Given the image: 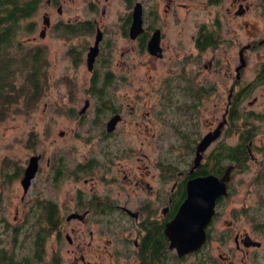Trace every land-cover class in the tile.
Returning a JSON list of instances; mask_svg holds the SVG:
<instances>
[{"label":"flooded vegetation","instance_id":"1","mask_svg":"<svg viewBox=\"0 0 264 264\" xmlns=\"http://www.w3.org/2000/svg\"><path fill=\"white\" fill-rule=\"evenodd\" d=\"M6 1L7 9L17 10V13H20L17 19V31L10 34L7 29L4 33L11 36L10 40L4 43L10 45L14 41L15 47L14 49L12 47L10 55L0 56V62L6 63L4 71L0 69V93L4 94L0 97V118L4 115L2 109L11 104L12 93L17 91L19 85L21 87L24 85L23 76L24 78L27 76V64H24L23 69L18 65V61L25 63L28 61L23 53L30 55L34 62L33 66L35 64L38 67L37 71L40 72L42 68V76L46 74L43 67L45 47L42 43L31 44L30 41L34 42L39 38L43 42L50 34L84 39L82 48H77L73 44L69 53L75 60L84 59L86 70L90 74L89 86L92 87L90 92L96 91L95 94L98 95V102L93 108L95 111L87 123H89V131H93L94 128L99 129L96 134H90L87 138L96 137L95 140L100 141L101 150L94 151L87 159L73 166L67 165L63 155H55L52 171L47 177L51 186L58 189L65 186L66 181L82 180L87 185L86 190L76 188L75 207L70 211H63L58 202L49 197L37 201L35 207L32 204L33 209L29 210V218L32 222L28 231L44 235V237L40 236L42 245L38 249V261L44 250L48 235L46 233H51L53 230L55 233H65L63 238L69 243L75 242L69 232H63V223L77 219L87 223L85 234L88 233V236L85 235L84 245L82 241H76L80 258L85 264H91V261L84 258L81 250L84 248L96 252L99 246L97 240L96 243L92 240L93 233H102V235L107 233L112 236V238L105 237V240L107 244L113 245L112 250L109 251L111 255L108 257L114 264H264V219L251 218V209L245 206L248 204L245 199L239 209L234 202L230 204V195L234 193L231 188L235 173L251 170L254 162L257 166L255 167L257 179H261L264 183V143L256 142L259 128L252 118L264 116V106L258 113L253 111V106L261 100L264 102V97L261 98V95L253 92L255 84L264 83V61L255 64V68H252L251 63L253 50L264 45V31L257 28L256 19L252 17L253 2L230 0L227 5H219L215 9L214 18L199 22L182 41L181 48L179 50L177 47L174 48L176 53L169 59L173 60L170 62L177 63L172 78L165 77V80L159 81L156 74V81H159L161 86L155 85L153 81L156 70L152 63L169 57L167 53L171 45L164 42L165 32L161 25L147 22V15L153 14L151 18H154L155 12L146 9L143 0H130L126 6L125 16L117 28L120 29L121 26L123 30L121 34L129 44L120 51V55L124 57L130 51L135 53L138 59L133 62L151 71L147 76L142 77L139 73L133 76L136 77V89L145 90V93L156 91L158 97L160 93L164 99H161L159 105L161 107L166 105L171 113L175 107V102L170 103L173 101L171 95L176 91L183 93L179 121L170 123L169 118L163 114L166 110L162 112L161 108L158 111L159 116L167 118L160 137L167 134L168 127L169 137L179 136L184 139L179 146L185 150L181 152L183 155L178 160L177 156L162 152L151 156L141 149L124 154L115 142L116 132L121 130L120 122L131 123L135 117L133 121H136L138 126H141L144 119L147 120L146 123H152V120L158 116V108L156 111L152 109L155 105L158 106L160 98L154 97L156 103L152 107L148 106L147 110L144 109L143 104H138L137 110L143 108V112L137 114L134 100L130 102L120 100L118 104L104 97L105 91L108 90L104 88L111 84L115 74L111 65H108V60H106V68L101 70L95 69V63L102 56L105 34L108 30L111 31V26L107 22L105 24L104 17L107 15L109 3L114 0H80L83 3L80 7L82 14L81 11L77 14L75 12L77 8H74L75 13H71L65 19L62 18L65 12L64 2L75 3L79 0H20L17 5H14L15 0ZM120 1L122 0H118ZM170 1L168 0L164 8L165 12L170 9ZM221 1L208 0L210 4H219ZM137 3L140 4V14L135 18L133 12ZM259 3L260 12L264 14V0H259ZM36 13L41 15L40 24L36 19H31ZM134 18L140 24L137 32L132 35L130 29ZM6 25L7 23L3 26ZM37 28L38 34H33ZM21 33L27 35L25 42L19 37ZM98 34L100 38L97 42V53L89 68L88 51L94 46ZM1 39L0 46L3 43ZM142 55L145 59L140 58ZM123 61L121 65L123 68L119 70L121 77L118 78L122 84H126L127 78L134 74L131 69L133 65L129 63V59L125 58ZM98 80L103 84L96 87ZM120 88L122 87L118 86L116 89ZM137 97L138 100L143 98L141 94ZM210 98L212 114L205 119L207 107L205 103ZM90 109L91 101L86 97L80 108L71 111L78 120H82ZM114 116H117V119L110 126L109 121ZM144 126L146 128L145 124ZM218 126V134L198 151L197 158L198 144ZM226 130L233 136L228 144L220 140ZM63 133L62 129L58 131V135ZM156 133V129L153 131L151 128L150 138L155 140ZM31 156L37 157V168L24 190L22 178ZM131 156L135 157L133 163L129 159ZM172 158H176V163H173ZM42 159L40 153H32L22 169L16 166L15 172H10L16 177L19 174L18 170L19 172L22 170L19 179L22 187L21 198L31 185ZM102 163L104 167L97 170L96 165ZM179 163H182V166ZM226 172H228V179L225 181L226 190L215 195L210 219L204 226L203 239L198 246L179 254L177 249L171 246L167 225L188 195V180L208 174L221 178ZM10 173L5 174L6 182L12 181L13 177ZM64 179L69 180L64 182ZM200 184L205 187L204 182ZM200 194L204 195L205 192L201 191ZM5 224L8 225V222L5 221ZM34 228L37 231H34ZM71 229L78 231L74 227ZM10 232L12 233V230ZM0 246L5 252L4 261H7L12 254L8 253L5 244L0 243ZM103 247L106 245L103 244ZM102 251L104 253L103 249ZM102 255L100 254L99 257Z\"/></svg>","mask_w":264,"mask_h":264},{"label":"rangeland","instance_id":"2","mask_svg":"<svg viewBox=\"0 0 264 264\" xmlns=\"http://www.w3.org/2000/svg\"><path fill=\"white\" fill-rule=\"evenodd\" d=\"M129 1L130 0H122L118 2V0H114L109 3L104 22L105 24L107 22V24L111 26V31L108 30L105 34L106 40L104 41L102 56L100 59H97L99 61L95 63V69L101 70L102 68H106V60H108V65H111L115 77L111 84L106 85L104 88L108 89L105 91L104 97L117 103L120 100L126 102L134 100L135 112L140 114L143 112V108L137 110L138 104H143L144 109L147 110L156 103L154 97H158V93L156 91L154 93H145V90H137L136 77L133 76H136L138 73L142 77L147 76L151 71L146 70L147 67H143V65L137 66L133 62L138 59L135 53L130 51L131 53H126L124 57L120 55V51L126 48L129 43L121 34L123 31L121 26L120 29L117 27L121 25V20L125 16L126 6H128ZM143 1L146 9L155 12L154 18H151L153 14L147 15V22L161 25L165 32L164 42L171 45V49L167 53L169 57L152 63L156 70L153 81L155 85L161 86V84L158 83L160 80H165V77L171 79L173 74H175L173 70L176 69L177 63L175 61L170 62L173 60H169L176 53L174 48L177 47L179 50L182 41L187 37V34L194 30L199 22L214 18L216 15L215 9H217L219 5H227L230 0H222L219 4H210L208 0H171L168 12L164 11L168 0ZM251 1L253 2L251 8L252 17L256 19L255 23L257 28L264 31V14L260 12L259 0ZM64 6L65 12L62 18L65 19L68 18L71 13L77 12L78 14L81 11L80 7L83 6V3L80 0L75 1V3L65 1ZM74 8H77L75 12H73ZM82 12L83 11H81V14ZM54 17L56 18V16ZM31 19H36L40 24V13L34 14ZM37 30L38 28L33 34H38ZM19 37L23 39L24 42L27 40V35L25 33H21ZM71 38L63 34L61 36L58 34L57 36H52L50 34L43 42L39 40V38L34 42L29 40L31 44L42 43L45 47V61L43 67L46 74L42 76V68H40V92L32 98L31 102H28L26 100V94H28L26 92L27 86H25V84L23 87L19 85L18 89L17 87L15 88L17 89L15 92V99L11 101V104H8L2 109L4 115L0 118V241H2L0 243L1 245H6L9 254L10 252L12 254L14 248L19 250L15 255V261L21 257V254L33 252V248H31L29 244L32 233L28 231L32 222L31 218H29V210L33 209L31 205L34 204L35 207L37 201H42V199L49 197L55 199L63 211H70L75 207L74 200L76 188L79 187L84 190L87 188V185L82 180L75 182L73 179H64V182L66 180L69 181H66V185L60 189L51 186L47 177L52 171L54 156L63 155L67 165L73 166L79 161L87 159L94 151L101 150L100 141L95 140L96 137H92V139L87 138L90 134H96L99 129L97 127L98 129L94 128L93 131H89V123H87L92 113L95 111L93 108L96 107V103L98 102V95L95 94L96 91L93 92V90H91L90 92V88L92 89V87L89 86L90 74L86 70L84 59L75 60L74 56L69 53L73 44L76 45L77 48H82L84 39L82 37ZM142 57L143 55L140 56V58ZM125 58L129 59V63L133 65L131 69L132 74H134L131 75L132 77L127 78L126 84H122L118 77H121L119 70L123 68L121 65L124 63L123 60ZM103 59L105 60L103 61ZM143 59H145V57H143ZM117 61H120L119 64L116 63ZM263 61L264 45H261L256 47L252 52V68H255V64L262 63ZM170 67H172V69ZM156 74H158V82L156 81ZM102 84L103 83L98 80L95 86H102ZM118 86L122 88L116 89ZM19 91L25 93L18 95ZM253 92L254 94L261 95V98H263L264 83L255 84ZM138 94H141L143 98L138 100ZM159 96L158 106L155 105L152 110L156 111L158 108V113L162 108V112L166 110L163 114L169 118L170 123L179 121L182 113L180 103V101L183 100L182 91H176L171 95L173 101L170 103L175 102L172 113L166 105L162 107L159 105L162 101L161 99H164L160 93ZM86 97L91 101V109L82 120H78L77 116L72 114L71 109L76 111L80 108ZM205 105L207 107L204 117L208 119L212 114L211 98L206 101ZM263 106L264 102L261 100L257 105L253 106V111L258 113L263 110ZM166 117H162V115L159 116L158 113V116H156V119L152 120V123H146L147 120L144 119L141 122V126H138L136 121H133L135 117L131 123L120 122L121 130H117V141L115 140L118 149L122 150L124 154L141 149L151 156H154L155 153L162 152V154L167 153L171 156H177V159L180 160L179 158L183 155L181 152H184L185 149L179 145L184 139L179 136L169 137L170 130L168 127L167 134L160 137L161 129L165 128L163 124L167 120ZM252 118L259 128V130L257 128L256 142L257 144H263L264 116ZM238 121H240V118H238ZM151 128L153 131L156 129L157 135L155 140L150 138ZM61 129L64 130V133L63 135H58V131ZM232 139V134L228 133L226 130L222 134L220 140L228 144ZM32 153H40L43 159L40 163L39 170L31 181V185L24 194V197L21 198L22 187L19 179L22 175V170H20V172L18 170L19 174L16 177L11 173L15 172L16 166L22 169ZM258 155L260 154L258 153ZM129 159L131 163L135 161V157L131 156ZM175 159L172 158L173 163H176ZM179 164L182 166V163ZM103 167V163L96 165L97 170H101ZM251 167V170L247 169L244 173H235L233 178L234 183L231 188V191L234 193L230 195V204L234 202L239 209V207H242L241 203L245 199L248 203L245 206L251 209V218L264 219V183L261 179H257L258 174L255 172V167L257 166L254 162ZM6 172H11L10 175L13 177L11 182H6ZM247 217L249 218L248 215ZM5 221L8 222V225L5 224ZM16 226L19 227L17 229L21 232L14 237L13 229ZM86 226V222H80L77 219L63 223V232L67 231L70 233L75 240L73 244L69 243L66 238H63L65 233H55L54 230L48 233L40 261H30L31 264H85L80 258L79 250L76 247V241H82V245H84V239L88 236V233L85 234ZM72 227L81 232L72 230ZM95 227L96 226H94V228ZM10 230H12V233ZM93 235L92 240L94 243H96L97 240L99 246H97L96 252L83 248L81 251L84 258L90 259L89 261H91V264H114L112 260H110V257H108L111 255L109 251L112 250L113 245L107 244L105 240V237L112 238V236L107 233H105V235H102V233H93ZM103 244L106 245V247H103ZM101 248L104 250V253ZM94 254L97 256L95 257ZM100 254L103 255L99 257ZM27 259H29V257ZM29 260H31V258Z\"/></svg>","mask_w":264,"mask_h":264},{"label":"water","instance_id":"3","mask_svg":"<svg viewBox=\"0 0 264 264\" xmlns=\"http://www.w3.org/2000/svg\"><path fill=\"white\" fill-rule=\"evenodd\" d=\"M139 10L140 4L137 3L134 6L133 12V16H135V18L139 16ZM135 18L130 29L132 35L137 32V27L140 24L139 21L135 20ZM99 38L100 35L98 34L94 46H91L90 51H88L87 64L89 68H91L94 57L97 53V42ZM116 119L117 116H114L109 121V125L112 126ZM218 132L219 126L212 132L208 133L204 137L203 141H200L197 147V158L199 155L198 151L203 149L208 144L210 139L217 135ZM36 159V156H31L29 164L24 171V176L22 178L24 190L28 187L30 178L36 171ZM226 179H228V172H226L224 177L222 176L221 178H218L213 174H208L204 177H195L188 180V195L179 206L175 216L167 225V234L170 238L171 246H174L179 254L198 246L200 241L203 239L204 226L210 219L215 195L225 192ZM202 182L205 183V187L200 184ZM208 183L211 184L209 185ZM201 191H204L205 194L201 195Z\"/></svg>","mask_w":264,"mask_h":264},{"label":"trees","instance_id":"4","mask_svg":"<svg viewBox=\"0 0 264 264\" xmlns=\"http://www.w3.org/2000/svg\"><path fill=\"white\" fill-rule=\"evenodd\" d=\"M18 3H20V0H15L14 1V5H17ZM7 4L8 2L6 0H0V15H2L3 18L0 19V38L1 41H3V43H1L0 46V56L1 57H6L7 55H10V53H12V47L14 49L15 47V43L14 41L10 43V45L5 44L4 42L7 41L11 36H8L7 34L5 35L4 33L7 31L11 32H16L18 29V15L19 13H17V10L15 11H11L10 9H7ZM13 4V3H12ZM27 5L29 3H26ZM7 23L6 26H3ZM2 32V34H1ZM10 40V39H9ZM26 54V55H25ZM23 53L22 55L24 57H26L28 59V61L25 63L24 61H18V65L22 66V69L24 68V64H27L26 69L28 70L27 72V76H25L24 78V84L25 86H27V90L26 92L28 94H26V100L28 102H31L32 98L34 96H36L40 90L39 88L41 87L40 85V81H41V73L39 71H37L38 67L33 66V59L30 57V55L28 53ZM17 64V63H16ZM0 69L2 71H4V67L6 66V63L4 61L0 62ZM19 68V67H18ZM13 72V76L15 73V70L12 71ZM18 76H21V74H18ZM14 85V84H13ZM106 85V82H105ZM21 86V85H20ZM25 93V92H24ZM21 91L18 92V95L20 94H24ZM4 94L0 93V97H3ZM15 99V92H13L12 94V100ZM34 231H37V229ZM14 232V237H16L18 235V231H17V227H14L13 229ZM43 234V233H42ZM48 233H46L47 235ZM45 235V236H46ZM41 233H32L31 237H30V247L33 248V252H25L23 254H21V257L18 259V261H15V255L18 253V249L14 248V250L12 251V257L10 259H8L7 261H4V256H5V252L3 250V247L0 246V264H31V262H38V249H40V246L42 245V240H41ZM44 237V235L42 236ZM18 257V256H17ZM29 257V259L31 258V260L27 259ZM31 261V262H30Z\"/></svg>","mask_w":264,"mask_h":264}]
</instances>
